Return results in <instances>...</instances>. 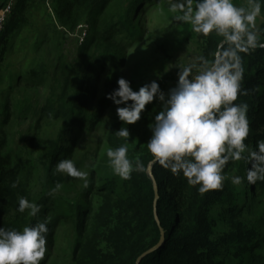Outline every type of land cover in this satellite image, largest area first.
<instances>
[{
  "label": "trees",
  "instance_id": "obj_1",
  "mask_svg": "<svg viewBox=\"0 0 264 264\" xmlns=\"http://www.w3.org/2000/svg\"><path fill=\"white\" fill-rule=\"evenodd\" d=\"M8 1L0 0V10ZM30 1L17 0L15 3L9 21L0 33V61L10 36L26 22L25 13ZM112 1L48 0L61 27L75 31L83 22H89L91 27L79 51L78 64L71 65L61 59L50 81V94L44 111L48 115L54 113V118L59 117L62 125L55 137L48 140V153L38 158L39 183L42 179H46L49 184L56 182L54 169L58 159L69 157L73 151L76 139L72 140L71 135L74 128L82 125L90 129L98 120L96 114L90 115L88 111L87 81L93 70L116 62L118 58L119 44L108 34L136 38L137 31L131 14L143 3L152 0H127L128 4L118 15V27H112L113 24L96 26L94 18L102 9L108 8ZM201 36L202 56L211 62L224 46L223 38L215 33ZM104 41L108 42L105 47ZM261 42H264V38H261ZM241 56L244 67L241 89L247 90V95L238 96L235 103L248 105L250 131L245 143L250 149H255L257 141L264 140V48L257 47L248 53H241ZM71 77H75L73 84L64 82ZM112 84L111 88L116 90L118 84ZM110 93L111 89L108 95ZM8 117L6 114L3 122ZM121 127H127L130 132L127 142L129 158L133 161L139 158L144 170L134 171L131 179H124L122 184L108 179L98 187L105 203L94 215L95 223H91L94 220L88 218L89 211L83 204L71 202L58 214L73 221L78 237L88 227L82 240L83 246L79 242L76 244V253L85 256L88 264H230L232 259H239L240 264H243L244 257L246 259L248 256L252 264H264L260 253L264 234L259 235L254 226L250 227V220L245 216L251 213L250 207L254 205V190H250L251 199L248 202H245L244 191L236 193L230 181H226L220 190L201 193L198 191L199 185L188 184L182 173L174 175L158 163L150 164L153 157L148 151V142L142 148H137L131 139L132 125L124 124L119 118L111 121L107 128L110 134L108 143L112 148L126 143L124 138L115 134ZM5 146L6 141L0 142V152ZM31 152L28 150L26 158L17 167L19 170L30 164ZM242 165L247 169L250 167L245 159L230 161L223 174L226 175L234 167L239 171ZM33 174L28 178H32ZM14 183L17 184L15 188L12 187ZM250 184L258 191L264 190V181ZM111 196L116 199L109 200ZM20 197L42 205L41 212L44 213L49 212L48 200L54 198L50 193H45L38 199L39 196L18 183L5 163L4 166L0 165V227L22 231L25 226L41 221L38 216H30L27 209L23 213L17 211ZM220 227L222 230H219ZM162 233L163 243L160 244ZM103 242L107 243L109 251L98 256ZM156 246L157 249L146 254Z\"/></svg>",
  "mask_w": 264,
  "mask_h": 264
},
{
  "label": "rangeland",
  "instance_id": "obj_2",
  "mask_svg": "<svg viewBox=\"0 0 264 264\" xmlns=\"http://www.w3.org/2000/svg\"><path fill=\"white\" fill-rule=\"evenodd\" d=\"M32 1L25 13L26 22L10 36L6 52L0 61V142L6 141V146L0 152V165L4 166L5 163L18 183L39 196L38 199L45 193L54 197L48 200L49 212L38 214V219L47 220L49 228L47 252L41 264H88L85 256L75 252L78 242L83 246L82 240L88 227L78 237L73 221L58 214L71 202L83 204L89 211L88 218L93 221L94 215L105 203L104 195L100 194L98 187L108 179L117 184L124 181L114 174L106 155L107 149L111 147L107 128L111 121L118 118L117 106L107 99L108 90L111 89L112 93V83H117L120 78L129 81L134 91L156 81L167 96L177 85L180 69L197 62L202 56V36L190 25L181 24L174 19L176 13L169 11L171 0H152L139 6L131 14L137 31L136 38L127 39L123 34H108L109 38L115 39L119 44L118 58L116 62L93 70L88 78V111L90 115L96 114L98 120L90 129L82 125L79 128L76 126L71 135V139L76 141L67 158L72 159L77 168L89 173V186L85 188L84 181L62 173H54V183L49 184L46 179L39 183L38 158L48 153V140L55 137L62 125V120L54 118V113L48 115L44 111L50 94V81L61 59L71 65L78 64L79 51L89 36L91 25L83 22L86 27L82 32L69 31L61 27L48 0ZM128 2L113 0L108 8L102 9L94 18L95 25L106 27V24H113L112 27H118V15ZM233 2L237 6L248 7L247 0ZM255 30L264 38V3L261 15L256 19ZM107 43L103 42L104 47ZM66 81L73 84L75 77L66 78L64 82ZM161 110V102L154 98L152 103L146 105L141 119L132 124L131 139L137 148H142L151 139L150 126ZM6 114L9 117L3 122ZM28 150L32 151L30 164L19 170L17 167L26 158ZM62 159L65 158L58 160ZM241 167L239 171L234 167L227 172L225 182H231L234 176H246L247 167ZM30 174L34 176L28 178ZM57 183L62 184V188L53 192ZM232 187L236 189V193L244 191L245 202L251 199L250 190H254V205L250 207L251 213L245 216L250 220V227L254 226L259 235L264 234V190H256L247 180L241 185L232 184ZM114 198L116 199L111 196L109 200ZM95 221L96 219L93 222L89 220L91 223ZM219 230H222L221 227ZM100 249L98 256L109 251L106 242L101 244ZM260 253L264 258V245ZM251 262L250 256L246 259L244 257L243 264H252ZM230 264H240V260L232 259Z\"/></svg>",
  "mask_w": 264,
  "mask_h": 264
},
{
  "label": "clouds",
  "instance_id": "obj_3",
  "mask_svg": "<svg viewBox=\"0 0 264 264\" xmlns=\"http://www.w3.org/2000/svg\"><path fill=\"white\" fill-rule=\"evenodd\" d=\"M262 3L264 0H247L248 7H243L233 0H171L169 11L176 13L177 22L190 25L204 36L215 33L223 38L224 46L213 61L200 56L197 62L181 68L177 85L167 96L156 81L134 91L124 78L107 96L117 106L119 120L126 125L139 121L154 98L161 102L162 110L150 126V164L158 163L174 175L182 173L188 184L199 185L201 193L223 188L227 179L224 168L230 161L245 159L250 163L246 176L232 177V184L264 181V140L257 141L255 149L245 143L250 131L248 105L235 103L238 96L247 95V90L241 89V53L264 48L255 30ZM115 134L126 143L109 147L106 155L114 174L128 180L134 171H143L144 164L139 158L133 161L128 156V128L121 127ZM54 173L82 180L85 188L89 186V173L77 168L72 159L60 160ZM61 188L62 184L57 183L52 191ZM26 209L36 217L42 205L20 197L17 211L23 213ZM48 232L47 220L25 226L22 231L0 227V264H41L47 252Z\"/></svg>",
  "mask_w": 264,
  "mask_h": 264
},
{
  "label": "built area",
  "instance_id": "obj_4",
  "mask_svg": "<svg viewBox=\"0 0 264 264\" xmlns=\"http://www.w3.org/2000/svg\"><path fill=\"white\" fill-rule=\"evenodd\" d=\"M16 2L17 0H9L6 5L0 10V33L4 31ZM84 27L86 26H84V24H81L77 27L75 31L77 33H80L83 31Z\"/></svg>",
  "mask_w": 264,
  "mask_h": 264
},
{
  "label": "water",
  "instance_id": "obj_5",
  "mask_svg": "<svg viewBox=\"0 0 264 264\" xmlns=\"http://www.w3.org/2000/svg\"><path fill=\"white\" fill-rule=\"evenodd\" d=\"M162 243H163V233H162V239H161V241H160V244H162ZM158 246H159V245H158ZM158 246H156L154 249H151V250L148 251L146 254L153 252L155 249L158 248ZM146 254L143 255V257H141V258L139 259V262L141 261L142 258H144V257L146 256Z\"/></svg>",
  "mask_w": 264,
  "mask_h": 264
}]
</instances>
